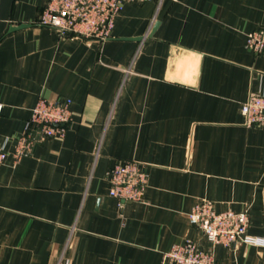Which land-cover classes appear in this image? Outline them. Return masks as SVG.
Here are the masks:
<instances>
[{"label": "crops", "instance_id": "1", "mask_svg": "<svg viewBox=\"0 0 264 264\" xmlns=\"http://www.w3.org/2000/svg\"><path fill=\"white\" fill-rule=\"evenodd\" d=\"M48 1L0 0V264H168L186 239L212 246L189 220L203 199L248 210L264 238V127L242 113L264 93V53L247 47L264 0L126 2L102 43L39 25ZM41 96L72 99L67 132L15 163ZM129 160L148 184L122 203L108 172ZM213 249L264 264V243Z\"/></svg>", "mask_w": 264, "mask_h": 264}, {"label": "built area", "instance_id": "2", "mask_svg": "<svg viewBox=\"0 0 264 264\" xmlns=\"http://www.w3.org/2000/svg\"><path fill=\"white\" fill-rule=\"evenodd\" d=\"M133 1L145 0H49L38 23L57 29L61 36L73 35L102 43L111 37L123 5ZM247 47L256 54L264 53V28L248 34ZM242 113L246 126L264 127V93H250L242 104ZM72 116L71 98L41 96L24 132L15 139L12 153L14 162L30 155L38 144L51 138L64 137ZM7 157L5 144L0 145V164ZM108 179L111 196L122 203L140 201L148 184V173L142 162L121 161L109 170ZM189 220L203 231L212 246L204 248L198 241L186 239L165 254L168 264H225L216 258L213 246L235 248L241 242L264 243V238L248 234V210L218 211L213 200L203 199L192 208Z\"/></svg>", "mask_w": 264, "mask_h": 264}, {"label": "water", "instance_id": "3", "mask_svg": "<svg viewBox=\"0 0 264 264\" xmlns=\"http://www.w3.org/2000/svg\"><path fill=\"white\" fill-rule=\"evenodd\" d=\"M28 25H30V24H21L20 26L13 27L12 29L23 28V27H26ZM137 39H140V38H137Z\"/></svg>", "mask_w": 264, "mask_h": 264}]
</instances>
